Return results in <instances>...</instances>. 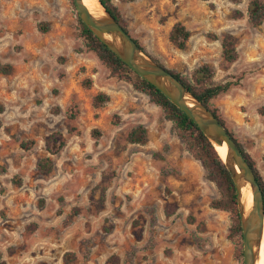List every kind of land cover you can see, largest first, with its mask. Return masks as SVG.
<instances>
[{"label":"rangeland","instance_id":"obj_1","mask_svg":"<svg viewBox=\"0 0 264 264\" xmlns=\"http://www.w3.org/2000/svg\"><path fill=\"white\" fill-rule=\"evenodd\" d=\"M250 1L112 4L144 52L190 85L201 66L212 70L204 85L235 84L208 106L264 183V19L250 23ZM77 18L72 0H0V65L11 68L0 73V264H242L201 163L159 107L86 51ZM175 23L190 32L182 51L168 40ZM225 34L233 63L221 56ZM99 94L109 100L95 107ZM137 127L143 144L128 141ZM53 133L65 145L50 155Z\"/></svg>","mask_w":264,"mask_h":264},{"label":"trees","instance_id":"obj_2","mask_svg":"<svg viewBox=\"0 0 264 264\" xmlns=\"http://www.w3.org/2000/svg\"><path fill=\"white\" fill-rule=\"evenodd\" d=\"M106 10L114 17V19L128 32L123 23L118 9L112 4V0H100ZM238 1V0H235ZM248 19L253 26H259L264 19V1L251 0L248 3ZM240 12H236L234 17H240ZM79 25L80 36L84 41L85 49L87 52H92L98 60L110 71L111 76L124 80L132 85V87L142 94L146 95L151 103L156 105L163 112L164 118L173 123V129L176 135L182 140L186 151L191 157L200 162L206 171V179L212 182L220 193V198L211 202V207L216 210L226 211L232 215V225L230 227V237L241 238V229L236 207V193L230 178L229 173L224 167V164L215 151L210 142L203 136L199 129L181 112L176 108L161 92L147 81L143 80L123 62H121L114 54H112L101 42L85 27L84 24L77 18ZM40 30H42L40 28ZM129 33V32H128ZM190 38V32L180 23H175L169 33V42L178 50H185L187 42ZM209 40H217V36L211 33L207 34ZM135 40V39H134ZM139 45V43L135 40ZM140 46V45H139ZM221 56L227 63H233L237 59L236 53V40L230 35H223L220 40ZM141 47V46H140ZM142 48V47H141ZM143 50V48H142ZM156 61V60H155ZM157 62V61H156ZM161 65V64H160ZM162 66V65H161ZM11 68L9 66L0 65V73L9 74ZM197 73L204 76L203 80L196 79V86L190 85L183 80L178 74L173 75L179 79L182 84L192 93V95L208 109V102L211 99L226 93L235 84L232 82H225L219 85H204L210 82L212 77V70L207 66H201L197 69ZM109 98L105 95H96L93 98V105L100 107L108 102ZM211 110V109H210ZM212 113L223 123L217 116L214 110ZM75 115H70L69 119H73ZM231 138L235 141L237 147L242 152L249 166L252 168L256 180L263 193L264 201V183L255 169L254 163L249 155L243 150L239 142L229 132ZM128 141L130 143L143 144L146 141V133L142 127L134 128L128 134ZM33 142H21L20 148L28 150ZM65 145L63 136L59 133L49 135L45 140L46 152L50 155L57 154ZM38 169L41 173L48 174L52 170V162L49 158H45L38 163Z\"/></svg>","mask_w":264,"mask_h":264},{"label":"water","instance_id":"obj_3","mask_svg":"<svg viewBox=\"0 0 264 264\" xmlns=\"http://www.w3.org/2000/svg\"><path fill=\"white\" fill-rule=\"evenodd\" d=\"M93 1L95 9L90 10L85 6L84 0H72L81 23L133 73L154 86L183 112L214 149L225 146V156L221 160L230 175L236 193L241 229L242 264H256L264 237V201L252 168L225 125L212 111L199 102L170 70L148 56L134 38L111 16L100 0ZM248 194L251 196V203L246 209Z\"/></svg>","mask_w":264,"mask_h":264},{"label":"bare ground","instance_id":"obj_4","mask_svg":"<svg viewBox=\"0 0 264 264\" xmlns=\"http://www.w3.org/2000/svg\"><path fill=\"white\" fill-rule=\"evenodd\" d=\"M84 4L90 10L95 9L93 0H84ZM215 149H216L217 154L220 156V158L223 159L225 156V152H226L225 146L216 147ZM250 203H251V196L250 194H248L246 196V209L250 206ZM256 264H264V237H263V240L260 246Z\"/></svg>","mask_w":264,"mask_h":264},{"label":"crops","instance_id":"obj_5","mask_svg":"<svg viewBox=\"0 0 264 264\" xmlns=\"http://www.w3.org/2000/svg\"><path fill=\"white\" fill-rule=\"evenodd\" d=\"M133 38V37H132Z\"/></svg>","mask_w":264,"mask_h":264}]
</instances>
